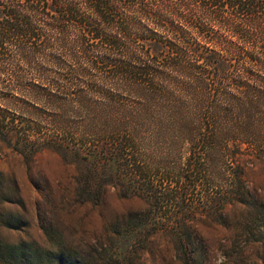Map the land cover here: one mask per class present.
<instances>
[{
  "label": "trees",
  "instance_id": "trees-1",
  "mask_svg": "<svg viewBox=\"0 0 264 264\" xmlns=\"http://www.w3.org/2000/svg\"><path fill=\"white\" fill-rule=\"evenodd\" d=\"M118 6V0H0V73L16 76L0 83V94L28 105L0 104V162L5 145L27 161L43 150L72 156L83 166L72 188L78 204H98L115 188L141 203L136 227L154 232L196 236L200 226L226 218L228 206L255 212L246 172L264 158V0H199L207 14L230 10L217 19L235 36L208 38L213 46L201 49L176 38L165 47L156 38L108 31L123 23L113 18ZM76 29L82 33L66 40ZM139 39L154 46L138 48ZM17 64L97 65L102 79L41 84L20 79ZM10 191L0 182L2 201H14ZM17 221L0 206V264H46L41 256L50 250L1 237ZM224 253L223 264H241L235 256L244 255L242 246Z\"/></svg>",
  "mask_w": 264,
  "mask_h": 264
},
{
  "label": "rangeland",
  "instance_id": "rangeland-1",
  "mask_svg": "<svg viewBox=\"0 0 264 264\" xmlns=\"http://www.w3.org/2000/svg\"><path fill=\"white\" fill-rule=\"evenodd\" d=\"M118 3L117 10L112 11L113 18L123 23H115L113 28L108 29L111 32L156 38L165 47L170 46L169 38H176L192 47L199 46V49L213 46L208 43V38L220 37L219 40L223 42L235 39L230 28L217 19L218 16H228L230 10L215 11L216 15L207 14L199 9V0H118ZM240 24L239 28L247 27V22ZM81 33L80 29L70 30L66 40H73ZM145 41L139 39L133 45L141 49L154 46ZM216 47L221 48V44ZM6 66L9 71L11 66ZM96 66L17 64L13 70L20 73L18 76L22 80L46 84L102 79L95 70ZM77 68H83L85 75L71 72ZM14 80L16 76L0 73V83ZM0 95V104L10 110L17 109L19 104L28 106L26 101L9 97L6 90ZM14 112L21 113L20 109ZM3 148L5 155L0 169L5 173V179L0 182L11 188L7 196L14 201L5 202L0 197V206L17 214L19 221L16 223L21 225L5 229L1 237L9 243L24 240L50 250L41 256L46 264H60L61 261L64 264H223L227 260L223 253L226 252L224 254L227 256L241 246L244 255L235 256L236 262L264 264V158L246 172L247 184L256 194L251 202L256 203V211L252 213L244 208L228 206L226 218L211 226H200L196 236H189L187 232L180 231L173 234L154 232L152 227L140 226L139 229L134 217L142 208L141 203L123 197L112 187L108 188L100 203L78 204L72 188L76 186L74 175L83 166L75 163L72 156H63L55 150H43L32 161H27L10 147L5 145ZM64 188L67 190L56 191ZM54 204L63 206L54 208ZM242 216L246 217L247 223L237 220ZM184 250L196 252L197 256L187 260L182 255ZM205 250L208 256H199ZM116 253L125 257L118 260ZM139 253H143V256Z\"/></svg>",
  "mask_w": 264,
  "mask_h": 264
}]
</instances>
